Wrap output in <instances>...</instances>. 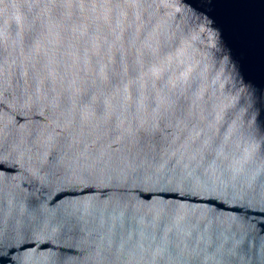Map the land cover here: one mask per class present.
Here are the masks:
<instances>
[{
    "label": "water",
    "instance_id": "1",
    "mask_svg": "<svg viewBox=\"0 0 264 264\" xmlns=\"http://www.w3.org/2000/svg\"><path fill=\"white\" fill-rule=\"evenodd\" d=\"M0 264H264V0H0Z\"/></svg>",
    "mask_w": 264,
    "mask_h": 264
}]
</instances>
